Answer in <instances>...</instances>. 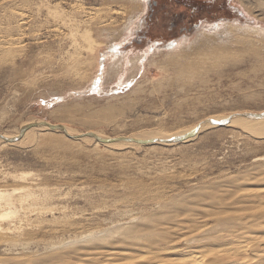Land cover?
<instances>
[{"label": "rangeland", "instance_id": "obj_1", "mask_svg": "<svg viewBox=\"0 0 264 264\" xmlns=\"http://www.w3.org/2000/svg\"><path fill=\"white\" fill-rule=\"evenodd\" d=\"M115 1L0 0V32L19 43L15 47L21 53L0 55V135L18 136L23 125L44 122L65 126L71 135L160 137L211 117L264 112V55L261 60L245 57L243 65L218 67L220 72L219 65H197L201 70L189 71L187 60L175 58L185 64L180 68L188 70L186 77L177 75L180 68L167 64L174 59L166 55L169 51L184 55L181 49L204 33L226 37L221 34L226 24L264 28V20L246 13L243 0H141L144 9L114 40L95 29L101 10L119 9L121 2ZM48 7H58L65 12L63 17L73 15L81 22L66 20L65 28L56 32L46 15ZM13 13L30 19L23 25ZM87 16L95 22L92 28L82 23ZM127 16L119 21L125 23ZM65 36L92 46L77 55L81 73L92 78L89 83L88 78L67 80L71 76L60 71L67 44L59 48L57 38ZM259 45L264 54V42ZM118 59L124 64L115 73L111 68ZM41 129L14 144L0 139V189L19 190L16 199L36 205L26 207L27 213L11 223L0 222L11 226L0 242L31 243L30 249L0 248V259L49 264L52 251L43 249L45 243L89 242L56 252L72 253L69 264H121L129 258L132 262V255L141 251L144 257L159 259L206 256L209 264H241L248 258L252 264L261 263L257 256L264 254V137L238 127H219L179 145L125 147L98 144L91 138L72 140L60 131ZM242 232H249L240 241L249 247L246 252L227 258L213 255L236 250L240 244L231 247V241ZM88 234L98 235L88 240ZM147 261L133 263H152Z\"/></svg>", "mask_w": 264, "mask_h": 264}, {"label": "bare ground", "instance_id": "obj_2", "mask_svg": "<svg viewBox=\"0 0 264 264\" xmlns=\"http://www.w3.org/2000/svg\"><path fill=\"white\" fill-rule=\"evenodd\" d=\"M18 1V0H17ZM20 1V0H19ZM90 1V0H89ZM240 1V0H239ZM244 1V8H245V11L246 13H248L250 16H252L253 18L257 19L259 22H263L264 20V2H262L261 0H243ZM242 1V2H243ZM13 2V1H12ZM105 2V1H104ZM117 2V0L115 1ZM119 2H121V5L119 7V9H109L107 8L106 10H101L99 13H98V18L100 19L99 22L97 23V27L95 29V31L97 33H101L103 34L104 36H108V34L112 35V39L116 40L117 38H119V36H121V34L126 31V29L128 30L130 27V22L132 21V19L134 17H136V14L138 13H141V11L144 9L143 8V5H142V1L141 0H122ZM119 2H117V4H119ZM150 2V1H149ZM174 2V1H173ZM26 3V2H25ZM33 3V2H32ZM106 3V2H105ZM108 3V2H107ZM106 3V4H107ZM109 3H110V0H109ZM102 4V3H101ZM176 4V3H174ZM179 4V3H178ZM19 6V5H18ZM123 6H126L128 8L131 9V11L128 13V11H126ZM26 7V6H25ZM29 8V7H28ZM33 9V8H32ZM42 9V8H40ZM92 9V8H91ZM95 9V8H94ZM148 9V8H146ZM14 10V9H13ZM41 11V10H40ZM86 11V10H85ZM76 12H81V11H73V13L76 14ZM88 12V11H87ZM92 12V10H91ZM90 12V13H91ZM9 13V12H8ZM31 13V12H30ZM39 13V12H38ZM63 13L65 14L64 11H61L58 7H48V11L46 12V15L48 16L49 19H51V24L54 25V30L57 32L59 30H61L62 28H65V24H66V20H73L75 22H81V21H78L75 19V17L73 18V15L71 17H68V18H65L63 17ZM94 13V12H93ZM105 13V15H109V14H112V16H109L110 18L109 19H106L105 18H101L100 16H103V14ZM146 13H147V10H146ZM15 16H17L18 18H20V22L21 24L25 25L28 21V19H30L29 17H25L23 15H17L15 13H13ZM80 14V13H78ZM82 14H86L85 12L82 13ZM95 14V13H94ZM101 14V15H100ZM4 15V14H3ZM45 15V16H46ZM126 16L128 15L125 19V23L122 21L120 22L119 21V18H122L123 19V16ZM91 16V15H90ZM90 16L88 17L87 16V19L82 21V23L84 24H87L89 27L92 26L95 24V22L89 20L90 19ZM33 17V16H32ZM80 17V16H79ZM82 17V16H81ZM4 18V17H3ZM47 18V19H48ZM130 18V20H129ZM137 18V17H136ZM75 19V20H74ZM82 19V18H81ZM95 19V18H94ZM124 20V19H123ZM50 21V20H49ZM67 21V22H68ZM72 21V22H73ZM127 21H130L129 22V25ZM177 21V20H176ZM127 22V24H126ZM134 22V21H133ZM249 22V21H248ZM49 23V22H48ZM56 23V24H55ZM71 23V22H70ZM229 23V22H228ZM50 24V25H51ZM75 24V23H74ZM21 25V26H23ZM78 26H80L78 24ZM129 28H128V27ZM223 26V25H222ZM221 26V27H222ZM252 26V25H251ZM249 23H247L246 25L244 24H226L224 26V28L221 30V34H225L226 37H223L221 36L220 34L219 35H211L209 33H204L201 35V37L199 39L196 40V42H194L190 47L188 48H183L181 49V51L184 53V55H176L175 53L177 51H169L168 55L169 58L173 57L174 59H171L172 61L171 62H167L168 65H172L174 67V69H177L179 71V68L182 66V65H185L187 64L188 66V69L189 71H192L191 69L193 68H200L198 67L197 65H206L208 67V65L210 66H217V69L218 67H221L223 66V68L225 66H236L242 62H244L245 60V57H251V55H254V57L260 59L262 55L264 54H261L260 52V45L259 43L260 42H264V28L262 27H251ZM20 27V26H19ZM25 27V26H24ZM77 27V26H76ZM84 27V26H82ZM13 28V27H12ZM21 28V27H20ZM70 28V27H69ZM74 28V27H73ZM71 28V29H73ZM88 28V27H87ZM67 29V27H66ZM84 29V28H82ZM4 30V29H2ZM10 30V29H9ZM65 30V29H64ZM68 30V29H67ZM78 30V29H77ZM87 30V29H86ZM193 30V29H191ZM11 31V30H10ZM73 32V31H72ZM77 32V31H76ZM90 32V31H89ZM92 32V31H91ZM90 32V33H91ZM212 32V31H211ZM220 32V31H219ZM80 33V32H79ZM78 33V34H79ZM152 33V32H151ZM55 34V33H54ZM60 34V33H58ZM81 34V33H80ZM85 35V34H84ZM83 35V36H84ZM13 38V33L11 35ZM88 36V35H87ZM9 37V36H8ZM8 37L3 35L1 32H0V55H4V54H7V53H14L15 51H17L15 54L16 56L20 54L21 56V53H19L17 49V47H15V45L17 46L18 44L17 43H14L13 40H8ZM61 37V36H60ZM72 37V36H71ZM69 36H65L64 39H60V38H57L59 39V43L62 44L61 47L59 48H63L64 45L67 44L66 47H64L63 49H65V52L67 51L66 55H67V59L64 63H62V65L60 66L61 70L60 71H66V74H67V77H69V79L67 80H73V82L77 81V79L79 81H83V80H86V78H88L87 82L86 83H89L91 81V77L89 78V76L87 77L86 75H84L83 73H81V67H82V62H79L77 60V55H80L81 52H85L87 49H90L92 48V46L90 47H86L85 45H83L82 43H79L77 42V40H75L74 38H71ZM71 38V39H70ZM90 38V37H89ZM94 38V37H93ZM92 38V40H93ZM227 38V39H226ZM85 39H88V38H85ZM18 40V39H17ZM20 40V39H19ZM84 40V38H83ZM91 40V39H90ZM79 41V40H78ZM20 42V41H19ZM22 43V42H21ZM89 44V43H88ZM124 44V43H123ZM20 46V45H19ZM24 47V46H23ZM157 47V45H156ZM264 47V46H263ZM19 48V47H18ZM21 48V47H20ZM25 50V48H23ZM159 50V49H158ZM22 51V50H21ZM163 51V50H162ZM25 52V51H24ZM158 52V51H157ZM263 52V51H262ZM61 53V52H60ZM159 53V52H158ZM62 54V53H61ZM10 55V54H9ZM160 55V54H159ZM162 55V54H161ZM1 57V56H0ZM11 57V56H10ZM15 56L13 55L12 59L14 58ZM18 57V56H17ZM260 57V58H259ZM2 58H4L2 56ZM7 58V57H6ZM9 58V57H8ZM175 58H177V60H180V58L184 59V60H187L188 63H182V62H177L175 61ZM252 59V58H251ZM257 59V60H258ZM264 59V58H263ZM262 59V60H263ZM1 60V58H0ZM3 60V59H2ZM1 60V61H2ZM8 60V59H7ZM162 60V59H161ZM261 60V59H260ZM131 61V60H130ZM133 61V60H132ZM139 60H137L138 62ZM256 61V60H255ZM15 62V61H14ZM136 62V63H137ZM158 62V61H157ZM32 63V62H31ZM122 59H118V60H115V63L112 65V68L115 73H118V71H121L120 69L122 68L121 65H122ZM254 63V62H253ZM11 64V63H10ZM124 64V63H123ZM156 64V63H155ZM42 65V64H40ZM243 65V63H242ZM124 66V65H123ZM136 66V65H135ZM194 66H197V67H194ZM205 66V67H206ZM239 66V65H238ZM257 66V65H256ZM38 67V66H37ZM157 67V66H156ZM163 67V66H162ZM172 67V68H173ZM203 67V66H202ZM254 67V66H253ZM260 67V66H259ZM210 68V67H208ZM216 68V67H215ZM228 68V67H227ZM237 68V67H236ZM240 68V67H239ZM133 69V68H132ZM164 69V67H163ZM167 69H170V68H167ZM187 69V68H186ZM221 69V68H220ZM218 69V71L220 70ZM233 69V67H232ZM261 69V68H260ZM166 70V69H164ZM173 70V69H172ZM201 70V68L199 69ZM204 70V69H203ZM202 70V71H203ZM209 70V69H208ZM226 70V69H225ZM238 70V68H237ZM256 70V69H255ZM113 71V72H114ZM169 71V70H168ZM167 71V72H168ZM188 70H184V71H181V68H180V71L177 75L179 76H183V77H186V75H184ZM195 71V72H194ZM192 73H196V70H194ZM201 71V73H203ZM213 71V70H212ZM163 72V71H162ZM165 72V71H164ZM165 72V73H167ZM198 72V70H197ZM211 72V71H210ZM220 72V71H219ZM255 72V71H254ZM110 73V72H109ZM112 73V72H111ZM164 73V74H165ZM190 74H192L191 72H189ZM199 73V72H198ZM223 73V72H222ZM258 73V71H257ZM256 73V74H257ZM260 73V72H259ZM163 74V75H164ZM208 74V73H207ZM218 74V73H217ZM246 74V73H245ZM189 75V74H188ZM187 75V76H188ZM194 75V74H193ZM192 75V76H193ZM200 75V73L198 74ZM109 76V75H108ZM117 76V75H116ZM195 76V75H194ZM202 76V75H201ZM205 76V75H204ZM178 77V76H176ZM190 77V76H189ZM173 78V77H172ZM188 78V77H187ZM194 78V77H193ZM199 78V77H198ZM205 78V77H204ZM176 79V78H175ZM191 79V77H190ZM195 79H196V76H195ZM167 80V79H166ZM193 80V79H191ZM188 83V79L186 80ZM197 81V79H196ZM173 82V81H172ZM171 82V83H172ZM180 82H183L184 84V80L183 81H180ZM169 83V82H168ZM204 83V82H202ZM179 84V83H178ZM170 85V84H168ZM180 85V84H179ZM85 87V85H84ZM176 93V92H175ZM186 101V100H185ZM183 103V102H182ZM264 113V112H263ZM263 113H259V114H263ZM101 114V113H99ZM248 114H253V113H238V114H235V115H232V116H228V117H211L209 119H205L201 122L200 125L196 126V127H191L187 130H183V131H180V132H177V133H172V134H169V135H166L168 133H164L165 135L164 136H160V137H156V136H151V137H146V138H141V137H121V138H113V139H109V138H104L96 133H88V134H84V135H71L70 131L65 127V126H61V125H52V124H49V123H44V122H33V123H29V124H26V125H23L19 130H18V136H12V137H9V136H5V135H0V139L3 140V142L7 143V144H14V143H17L18 141H20L21 139H23L26 135L29 134V132H32L34 130H37V129H41V128H44L46 130H51L52 132H57V131H60L62 133H64L67 137H69V139H72V140H80V139H83V138H91L93 140H95L98 144H105V145H121V146H146L147 145H156V144H169V146H173V145H179V144H182V143H186V142H190L192 140H194L198 134L205 130V129H209V128H219V127H238L240 129H243L244 131H246L247 133L253 135V136H256V137H264V117L262 118H249L247 115ZM258 114V113H257ZM97 116V115H96ZM100 117V116H99ZM239 120H237V119ZM105 119V118H104ZM108 119V118H107ZM92 120V119H91ZM213 121V122H216V123H221V122H224L226 125L225 126H218V125H211L210 122ZM49 126H52V127H56V126H60L62 128V130H58V129H51ZM42 130V129H41ZM89 134H93L94 137H89L88 135ZM161 134V133H160ZM142 136V135H141ZM186 136H189V138L187 140H184V141H179V142H176V143H172V142H168V141H171L172 139H176V138H183V137H186ZM144 137V136H142ZM100 140H105V141H109V143H102L99 141ZM127 139H130V140H133V141H137V142H142V141H145L144 144H139V143H136V142H127ZM111 141V142H110ZM16 192H19V190H14L12 193H9L8 191L6 190H2L0 189V222L5 220L7 221L6 219H8V222L11 223V220H14V219H17L19 218L20 216H23V214H26L24 211L27 210L26 207H31V206H34L35 204L31 205V206H26V201H21V200H18L16 199L15 197V193ZM51 194V193H49ZM49 194L46 195L49 196ZM53 195V194H51ZM57 196V195H56ZM56 196H54L56 198ZM32 196H30V199L32 200L31 198ZM45 197V199H46ZM51 198V197H50ZM29 199V201H30ZM36 199V198H35ZM34 199V200H35ZM42 199V198H41ZM52 199V198H51ZM43 200V199H42ZM53 200V199H52ZM47 201V200H46ZM61 201V200H60ZM59 201V202H60ZM17 202V203H16ZM18 202H20V205H19V209H18ZM28 202V201H27ZM38 202V201H37ZM40 202V201H39ZM16 203V204H15ZM32 204V202L30 203ZM44 204V203H43ZM29 205V204H28ZM51 205V204H50ZM36 206V205H35ZM239 219V218H238ZM237 219V220H238ZM242 219L243 216H242ZM10 220V221H9ZM236 220V221H237ZM241 220V219H240ZM235 222V221H234ZM15 223V221H14ZM178 226V224H177ZM180 226V225H179ZM192 226V225H191ZM174 228V227H173ZM172 228V229H173ZM11 230V226H8V227H5L3 225L0 224V236L2 235H6L7 233L6 232H9ZM110 232V231H109ZM173 232V231H172ZM103 233V232H102ZM101 233V236L104 234ZM174 233V232H173ZM247 236L244 235V232L240 233L238 236H235L233 239H235V241L233 242V240L231 241L232 245L231 247L234 246L233 243H241L240 241H244L248 238V233L249 232H246ZM100 234V233H99ZM109 234V233H108ZM128 234H132L131 231H128ZM98 235V234H97ZM95 234H88V240H92V239H89V238H94L95 236H97ZM107 236V234H105ZM104 236V235H103ZM99 237V236H98ZM85 238V236H84ZM84 238H81L80 240L84 239ZM85 238V239H86ZM97 239V238H96ZM79 240V241H80ZM95 240V239H94ZM93 240V241H94ZM189 240V239H188ZM191 240V239H190ZM189 240V241H190ZM77 243H89V242H72V243H66V242H61L57 245H53L52 243H45L46 246H43V249L46 250V251H52V256L50 257V260H47L49 262V264H69L67 261H69L70 263L72 261H70V257L71 255H73L71 253V255L69 254H63L61 252V254H58L56 251H60L61 248H64L66 245L69 246V244H77ZM143 243V242H142ZM235 243V244H236ZM251 243V242H250ZM249 243V244H250ZM43 244V243H42ZM145 244V243H144ZM193 244V243H192ZM244 244H247L246 242ZM30 245L31 243H25V242H0V248H5V252L9 251L10 249H13L14 248V251H15V247H18V246H23V247H27L25 249H30ZM107 245V244H106ZM109 245V243H108ZM146 245V244H145ZM248 245V244H247ZM94 246V245H93ZM147 246V245H146ZM229 247V245H227ZM250 246V245H249ZM252 246V244H251ZM22 247V248H23ZM111 247V245H110ZM144 247V246H143ZM236 247H237V244H236ZM247 247V248H246ZM95 248V247H94ZM93 248V250H94ZM146 248V247H145ZM226 248V247H225ZM230 248V247H229ZM248 246H240L236 248V250L234 249H227L225 251H215V253L213 255H216L218 258L219 257H229L228 255H230V253H236V254H239V253H244L248 250ZM252 248V247H251ZM253 248H254V245H253ZM138 249V248H137ZM147 249V248H146ZM149 249V248H148ZM157 249V247H156ZM173 249V248H172ZM176 249V247H175ZM235 250V251H233ZM250 250V249H249ZM11 251V250H10ZM86 251V250H85ZM88 251V250H87ZM97 251V250H96ZM123 251V250H122ZM121 251V252H122ZM151 250L149 249V252ZM252 251V250H251ZM83 252V251H82ZM81 252V253H82ZM91 252V251H90ZM104 252V251H103ZM127 252V251H125ZM142 252L144 251H141V253H135L136 255H139V256H133L132 253L130 252V254L132 255V258L133 261L132 262H129V259L127 260H124V261H127V262H124V263H121V264H135L137 262H140V261H145V260H148L147 262H152L150 264H205L207 263V260L206 259V256H197V257H192V258H189V259H183V260H172L171 259H159L160 257H156L152 254H150L149 256L152 255V257H144L142 255ZM225 252V253H224ZM250 252V251H249ZM25 253V252H24ZM76 253V252H74ZM89 253V252H88ZM116 253V252H115ZM114 253V254H115ZM152 253V252H151ZM156 253V252H155ZM258 253H260L258 251ZM262 253V252H261ZM261 253L257 256V257H261L262 258V261H263V255L261 256ZM264 253V252H263ZM29 254V253H27ZM98 254V252H97ZM99 254H102L99 252ZM98 254V255H99ZM112 254V253H111ZM128 254V253H127ZM148 254V253H147ZM247 254V253H246ZM97 255V256H98ZM117 255V253H116ZM126 255V253H125ZM143 257H142V256ZM157 255H159L157 253ZM234 255V254H233ZM232 255V257H233ZM244 255V254H243ZM115 256V255H114ZM112 255V257H114ZM130 256V255H129ZM154 256V257H153ZM215 256V257H216ZM231 256V255H230ZM17 257V256H16ZM23 257V256H22ZM22 257H20L21 259H23ZM31 257V256H30ZM69 257V258H68ZM75 257V256H74ZM126 257V256H125ZM124 257V258H125ZM11 258H14L15 257H11ZM26 258V257H25ZM28 258V257H27ZM40 258V257H39ZM68 258V260H67ZM121 258V257H120ZM245 258V257H244ZM258 258V259H259ZM10 259V258H9ZM71 259H73V257H71ZM77 259V258H76ZM131 259V260H132ZM176 259V258H175ZM230 259V258H229ZM249 259V258H248ZM245 259L242 261L243 264H252L251 260L249 259ZM45 260V259H43ZM120 260V259H119ZM254 260V259H253ZM4 260L3 259H0V264H13L14 262L13 261H10L8 260L7 262H3ZM26 261V260H25ZM33 261V260H32ZM211 261V260H210ZM258 261V260H257ZM261 261L262 264H264L263 262ZM135 262V263H133ZM259 262V261H258ZM17 263V262H16ZM33 263V262H32ZM45 263V262H44ZM74 263V262H73ZM145 263V262H144ZM210 263V262H209ZM207 263V264H209ZM234 263V262H233ZM241 263V264H242ZM254 264L256 263L253 262ZM259 263V264H261ZM26 264V262H25ZM34 264H39V260L35 259V263ZM47 264V262L45 263ZM232 264V263H231ZM257 264V263H256Z\"/></svg>", "mask_w": 264, "mask_h": 264}, {"label": "water", "instance_id": "obj_3", "mask_svg": "<svg viewBox=\"0 0 264 264\" xmlns=\"http://www.w3.org/2000/svg\"><path fill=\"white\" fill-rule=\"evenodd\" d=\"M249 118H262L264 117V113L263 114H248L247 115ZM211 125H218V126H225L226 124L224 122H221V123H216V122H213L211 121L210 122ZM51 129H58V130H62V128L60 126H56V127H52V126H49ZM89 137H94L93 134H89L88 135ZM189 138V136H186V137H183V138H176V139H172L171 141H168V142H172V143H176V142H179V141H184V140H187ZM100 142L102 143H109V141H105V140H100ZM111 142V141H110ZM127 142H136V143H139V144H144L145 141H140V142H137V141H133V140H130V139H127ZM146 144V143H145Z\"/></svg>", "mask_w": 264, "mask_h": 264}]
</instances>
